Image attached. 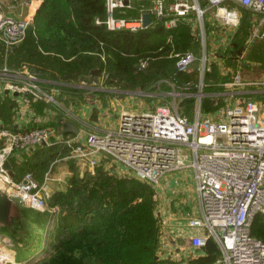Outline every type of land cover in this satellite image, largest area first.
I'll list each match as a JSON object with an SVG mask.
<instances>
[{
  "label": "built area",
  "instance_id": "built-area-1",
  "mask_svg": "<svg viewBox=\"0 0 264 264\" xmlns=\"http://www.w3.org/2000/svg\"><path fill=\"white\" fill-rule=\"evenodd\" d=\"M135 1L139 3L136 18L116 16L120 9L133 8ZM105 6L103 23L111 31L138 32L158 23L172 30L181 23L189 24L192 47L185 52L172 48L168 56L175 58V72L196 71L197 80L176 84L174 79L161 78L147 90L111 88L116 94L150 99L135 110H122L116 127L107 130L87 125L60 110L64 117L85 127L86 136L81 139L77 134L60 135V141L70 149L54 159L49 172L62 159L84 161L92 174L102 167L109 173L155 186L164 175L189 169L200 207L199 217L191 219L189 225L205 232L191 239L192 246L202 247L211 238L219 250L214 264H264V240L251 234L255 216H264V100L258 101L244 91L264 84V78L243 79L240 66L235 71L229 67L221 70L219 47L208 44L211 30L225 32V39H234L245 13L257 16L246 18L250 26L248 45L264 40V0H105ZM145 14L151 17L148 25L143 21ZM28 26L29 21L6 15L0 0V42L6 54L25 37ZM147 61L148 58L141 59L139 67H145ZM214 63L222 75L231 73V80L221 84V91L205 93L204 75ZM0 71L4 81L0 91L17 94V110L30 100L59 106L55 97L59 89L42 88L36 73L27 67L10 70L3 65ZM106 78L100 74L98 84H106ZM209 94L221 96L225 104L214 114H203L201 100ZM185 98H193L196 104L192 116L179 108L177 100ZM56 136L52 126L10 129L0 120V191L27 208L57 213L58 207L48 204L47 177L39 182L27 171L15 179L5 166L13 152H31L38 145L51 143ZM0 264H17L1 245V238Z\"/></svg>",
  "mask_w": 264,
  "mask_h": 264
},
{
  "label": "trees",
  "instance_id": "trees-1",
  "mask_svg": "<svg viewBox=\"0 0 264 264\" xmlns=\"http://www.w3.org/2000/svg\"><path fill=\"white\" fill-rule=\"evenodd\" d=\"M40 1L25 37L7 54L0 42V68L6 65L10 70H19L25 66L36 73L41 87L47 91L57 83L60 92L68 97L65 104L85 97L87 90L77 85L79 78L93 69L107 76L108 86L121 91L147 90L161 78L174 79L176 84L197 80L196 71L175 72V58L168 56L172 48L185 52L192 47L194 40L189 24L181 23L172 30L158 23L154 28L138 32L111 31L103 23L105 0ZM138 9L139 3L135 1L133 8L120 9L116 16L136 18ZM246 18L235 34V43L221 54L232 55L224 63L234 71L240 65L249 68L244 60L264 65L259 44L246 42L250 29ZM241 53L239 61L237 56ZM143 58H148L147 65L139 67ZM227 76L231 79V73L223 76L214 63L204 75V86L211 90L217 81L229 80ZM4 97L7 102H0V120L14 129L13 112L17 102L8 94ZM188 100L182 111L191 116L194 100ZM57 101H63L61 95ZM202 106L205 112L213 109L212 99L206 97ZM72 134L65 133V136ZM37 149L24 162L28 168L16 173L15 179L27 171L36 178L39 168L66 155L70 148L61 142ZM152 195L150 184L133 177L111 175L102 167L84 176L72 172L66 190L56 193L49 204L57 206L58 211L49 215L54 224L45 232V247L33 252L36 254L48 247L46 254L26 260L25 264H183L157 256L161 232ZM251 234L264 240L263 215L255 216ZM217 258V255H207L190 260L189 264H214Z\"/></svg>",
  "mask_w": 264,
  "mask_h": 264
},
{
  "label": "crops",
  "instance_id": "crops-1",
  "mask_svg": "<svg viewBox=\"0 0 264 264\" xmlns=\"http://www.w3.org/2000/svg\"><path fill=\"white\" fill-rule=\"evenodd\" d=\"M2 2L3 11L6 13V15L14 18L25 19L29 21V23H31L33 16L41 3L40 0H2ZM224 34L225 32L221 31L218 33L213 30L208 32V36L210 37L208 39V44L212 47H219V53L221 57L224 56L221 54L229 50L233 43H235V37L234 39L232 38L230 40L225 39V36H223ZM260 43L263 44L264 40L256 42V44ZM16 49L17 48H15L14 51ZM229 56L231 57L232 55H225L223 59H221V63L223 61L225 62V58ZM237 57L239 61L242 60V53ZM243 62L249 63V68L254 66H259V69L263 68V63L261 64L260 62L254 60H244ZM221 63L218 64L221 70L226 67L231 68L229 65H226L225 63L223 65ZM239 69L241 73V69H243V67L241 68L240 65ZM242 76L243 79L262 80L264 78V69L262 77L259 78L245 77L244 73ZM77 86L87 90L85 98L81 100L76 98L73 101L69 100V103L65 104V99H68V97L59 90V93H55L56 98L59 97V95L62 96L63 101H58L59 106L44 104L43 102L37 100H30L26 105L21 106L19 110L15 108L16 110L13 112V128L25 129L40 127L47 124V126H52L57 130V136L53 137L51 143H49L56 145L61 143L58 137L60 135L65 136L62 124L64 122L70 121L79 128V132L77 133L79 138H85V127H81V124L77 121H73L64 117V114L61 113L60 110H63L68 114H73L79 118L80 121L86 123L87 125L100 128V130L115 128L117 123L115 126L110 127L106 118L102 117L103 113L101 109V103L99 99H96V95V98L92 99L93 101L88 99L89 96H87V93H89L92 89V85L86 86L78 83ZM244 91L258 101L264 100V84H258L257 86H253L251 88H244ZM0 93L2 92L0 91ZM7 94L16 99L17 94L12 95L10 93L4 92L2 93V96ZM122 110L129 111L135 110V108H122L120 112ZM49 144L38 145L31 152H13L9 158V171L11 175L16 177L17 171L15 166L24 164V162L31 158L34 152L38 150L37 148H41L42 146ZM82 164L85 165V162H68L64 159L56 163L54 170L49 177L50 180H47L49 191L51 193L58 190L65 191L72 172L76 174L79 173ZM155 190L157 196L156 215L159 218L161 232L157 256L161 259L170 258L171 260L182 261L183 264H189L190 260L207 255H217L219 258V250L217 249L218 247L213 239L207 238L205 245L199 248H195L191 244V239L195 235H205V232L202 229L191 227L189 225V221L191 219L197 218L200 215L199 199L195 189L193 172L189 169H184L166 174L155 185ZM212 245L216 246L215 250L210 248V246L213 248Z\"/></svg>",
  "mask_w": 264,
  "mask_h": 264
},
{
  "label": "rangeland",
  "instance_id": "rangeland-1",
  "mask_svg": "<svg viewBox=\"0 0 264 264\" xmlns=\"http://www.w3.org/2000/svg\"><path fill=\"white\" fill-rule=\"evenodd\" d=\"M200 2L204 3V0H200ZM244 17H248V18L251 17L252 19H254L255 17L257 18V16L253 13H245ZM259 47L260 48L258 50H260V52L264 54L263 53L264 43L263 44L260 43ZM237 52H238V48L234 54H237ZM246 54H248V52ZM263 69H264V65L262 69H259V66L257 67L254 66L250 68L243 67V69L241 70V74L244 73L245 77L247 76V77H258L259 78V77H262L263 75ZM1 77L2 75H0V85L4 84V81H2ZM226 79L231 80L228 76L226 77ZM229 80H226V81H229ZM223 82H225L224 79L219 80L217 81V84H214V86H212L211 90L208 89V86H204L202 90L205 93L218 91L222 87L221 84ZM104 85H101V84H98L97 86L96 84L92 85V89H91L92 91L90 90V92L87 93V96H89L88 97L89 100H92L96 97H97L96 99H99L101 103L102 113H103L102 117L106 118L110 127L115 126V124L117 123L118 116H119L118 114L122 108L123 109L127 107L138 108L143 103L144 104L149 103L150 98L147 99V98L142 97L143 98L142 100L141 97L137 99V98H134L133 96L126 95V94H116L115 92H113V89L111 90V88L113 87H110L107 84H104ZM53 86L56 88H60V85L58 86L57 83H55V85ZM94 87L98 89L93 90ZM209 95L211 96H207V97H210L212 99L214 107L213 109L205 112L203 110L202 102L206 97L203 98L201 100V105H200V112L203 114H214L215 110L221 108L225 104L224 99L221 96H217L216 94H209ZM58 98L59 97H57V99ZM187 100L188 98H185L183 100L181 99L180 101L177 100V102H179L178 105L181 111L185 110V107L187 105ZM0 102H7L5 100V97L2 96V93H0ZM191 104L192 106H191L190 114L192 116L194 113L196 104L194 101H191ZM50 165L47 164L43 168H39L37 173L35 172L36 179L39 182H43L46 179V177L48 178V180H50L49 177L52 171L54 170V166H53L49 172ZM15 168H16L17 173H19L27 169L28 167L27 165L22 164V165L15 166ZM87 172L89 171L85 163V165L82 164V166L80 167V172L77 173V175L84 176L85 173ZM110 174L113 175L112 173ZM140 182H144V181H140ZM151 188L153 192L152 199H153V203L155 207L154 210L156 212L157 210L156 190H155V186L153 185H151ZM59 191L60 190L53 191L52 193L50 192L48 204H50V202L53 200V196ZM60 192H63V191H60ZM49 215L50 213L47 210L36 211L30 208H27L25 206H22V207L13 206L9 213L10 223H12L13 225H7L3 223L0 224L1 245L6 250H9V252L13 255V257H15L16 262H18L17 264H19L20 260L23 261V259H25L24 261H26V260H30L32 258L34 259L38 256L46 254L48 247L45 248V250L42 249L36 254H34L33 252L37 248L40 249V248L45 247V243H44L45 232L48 226L50 227L51 225L54 224L53 220L50 221ZM210 248L212 250H215L216 246H213V248L210 246Z\"/></svg>",
  "mask_w": 264,
  "mask_h": 264
},
{
  "label": "water",
  "instance_id": "water-1",
  "mask_svg": "<svg viewBox=\"0 0 264 264\" xmlns=\"http://www.w3.org/2000/svg\"><path fill=\"white\" fill-rule=\"evenodd\" d=\"M143 21L145 25H148L151 21V17L149 14H145L143 16ZM99 70L98 69H93L90 71L89 74L87 75H82L79 78V83L82 85H86V86H91L94 84H98L99 83ZM62 128H63V132L64 133H73V134H77L79 132V128L73 124L70 121L64 122L62 124ZM6 168L10 169V165L8 162L5 163ZM22 207V203L14 198V197H10L5 195L3 192L0 191V224H8L10 223V219H9V213L12 207ZM25 264L26 261H20L19 264Z\"/></svg>",
  "mask_w": 264,
  "mask_h": 264
}]
</instances>
